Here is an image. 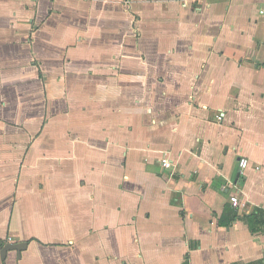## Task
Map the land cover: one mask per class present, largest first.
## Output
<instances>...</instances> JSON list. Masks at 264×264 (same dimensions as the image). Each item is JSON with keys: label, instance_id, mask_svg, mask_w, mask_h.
<instances>
[{"label": "crops", "instance_id": "0c3cea01", "mask_svg": "<svg viewBox=\"0 0 264 264\" xmlns=\"http://www.w3.org/2000/svg\"><path fill=\"white\" fill-rule=\"evenodd\" d=\"M254 208L264 0H0V264H264Z\"/></svg>", "mask_w": 264, "mask_h": 264}, {"label": "built area", "instance_id": "2783aa9c", "mask_svg": "<svg viewBox=\"0 0 264 264\" xmlns=\"http://www.w3.org/2000/svg\"><path fill=\"white\" fill-rule=\"evenodd\" d=\"M218 120H221V117L220 116H218ZM161 164H162L163 168H165V169H168V168H170L172 166L171 161L168 158H166V157H164V158L161 159ZM238 164H239V167L241 169H244V168L247 167L248 160L242 157V158L239 159ZM229 202H230L231 206L234 209H236L238 207V205H239V199H238V196H237L236 193H234V194H232L230 196Z\"/></svg>", "mask_w": 264, "mask_h": 264}, {"label": "trees", "instance_id": "16d2710c", "mask_svg": "<svg viewBox=\"0 0 264 264\" xmlns=\"http://www.w3.org/2000/svg\"><path fill=\"white\" fill-rule=\"evenodd\" d=\"M263 213H264V211H262L258 208H254L253 211L251 212V214H249L248 216L245 217V221L248 223L251 231H253V232L256 231L258 229V227L256 225L263 223V221L258 220L259 216Z\"/></svg>", "mask_w": 264, "mask_h": 264}, {"label": "water", "instance_id": "95a60500", "mask_svg": "<svg viewBox=\"0 0 264 264\" xmlns=\"http://www.w3.org/2000/svg\"><path fill=\"white\" fill-rule=\"evenodd\" d=\"M26 243L25 242H17V243H11V244H6L4 247L1 249V257L4 258L5 253L9 250H15L17 252L22 251L25 249Z\"/></svg>", "mask_w": 264, "mask_h": 264}]
</instances>
